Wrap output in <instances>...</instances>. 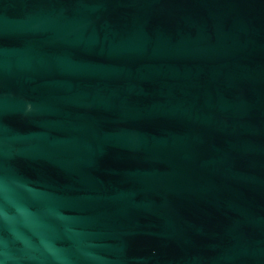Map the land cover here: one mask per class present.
<instances>
[{
  "label": "water",
  "instance_id": "obj_1",
  "mask_svg": "<svg viewBox=\"0 0 264 264\" xmlns=\"http://www.w3.org/2000/svg\"><path fill=\"white\" fill-rule=\"evenodd\" d=\"M0 264H264V0H0Z\"/></svg>",
  "mask_w": 264,
  "mask_h": 264
}]
</instances>
